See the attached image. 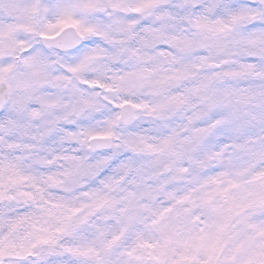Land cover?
I'll use <instances>...</instances> for the list:
<instances>
[{
	"label": "snow or ice",
	"instance_id": "1",
	"mask_svg": "<svg viewBox=\"0 0 264 264\" xmlns=\"http://www.w3.org/2000/svg\"><path fill=\"white\" fill-rule=\"evenodd\" d=\"M0 264H264V0H0Z\"/></svg>",
	"mask_w": 264,
	"mask_h": 264
}]
</instances>
